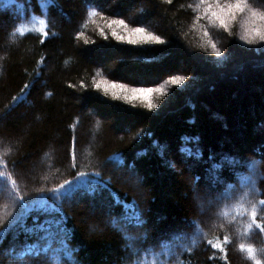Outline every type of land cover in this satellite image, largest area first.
I'll use <instances>...</instances> for the list:
<instances>
[{
	"label": "trees",
	"instance_id": "obj_1",
	"mask_svg": "<svg viewBox=\"0 0 264 264\" xmlns=\"http://www.w3.org/2000/svg\"><path fill=\"white\" fill-rule=\"evenodd\" d=\"M197 3L15 0L0 5V172L16 180L15 188L10 182L6 190L0 187V264H20L25 254L29 259L23 264H45L43 241L40 247L23 246L54 221L68 241L58 239L56 247L72 253V260L60 257L65 264H127L125 232L143 249L163 247L168 264H255L248 246L264 264L259 203L264 199V45L239 39L243 25L252 23L250 14L238 17L229 33L207 19L194 23ZM249 4L264 12L258 0ZM92 8L98 14L89 18ZM113 19L143 27L163 43L117 40L107 26ZM40 20L47 36L38 31ZM177 77L182 81L174 84ZM101 81L154 91L129 102L114 99L111 91L105 95L102 84L96 87ZM224 157L237 163H225L214 174L213 164ZM80 171L100 176L82 178L86 183L70 201L49 194ZM134 171L141 190L128 175ZM249 178L257 189L248 198L257 206L255 222L246 201V211L236 208L237 193ZM133 200L144 222L112 227V217L123 216ZM207 200L210 206L200 212L197 204ZM225 210L227 218L220 215ZM152 260L149 253L143 264ZM155 260L162 264L159 256Z\"/></svg>",
	"mask_w": 264,
	"mask_h": 264
},
{
	"label": "snow or ice",
	"instance_id": "obj_2",
	"mask_svg": "<svg viewBox=\"0 0 264 264\" xmlns=\"http://www.w3.org/2000/svg\"><path fill=\"white\" fill-rule=\"evenodd\" d=\"M15 0H0V5H7L14 3ZM52 2V0H50ZM171 2V0H169ZM258 3L260 6L264 7V0H258ZM189 7H193V5H189ZM194 12H196L195 16V22H199L200 20L207 19L211 26H218L219 28L223 29L226 32L231 33L230 25L237 21V18L240 16H243L244 14H250V18L252 23H245L243 25V32L239 36V39L241 41H244L247 45H256V44H262L264 45V23L257 24L256 21L264 22V12H260L253 8L249 4V0H198V3L194 6ZM97 10L95 8L88 10V17H95L97 15ZM41 28L38 30L41 33H43L45 36L48 35L46 31H44V28L46 26L44 20H40ZM108 28L111 31L112 36H114L117 40H126L130 44H139V43H147L155 41L157 43H163V41L160 39V37L150 33L146 32V30L143 27H135V28H129L128 24L125 23L122 19H113L109 21ZM119 27L121 29L126 30L124 35L118 34L115 30V27ZM101 35H104L103 30H100ZM21 34L23 35V31L21 30ZM205 36H209V33L207 30L204 32ZM106 38V37H105ZM43 42V41H41ZM210 46L212 48V51L216 56H221L222 53L217 48L216 44L209 41ZM182 78L177 77L172 82L174 84L181 83ZM101 84L104 86V93L105 95L109 94L111 91V95L114 99H124L129 102H131L132 99L135 98H147V96L152 93L153 89H144V88H127L125 85L122 84H116L111 83L109 84L107 81H101L99 84L96 85L97 88L101 87ZM24 88H28V85L26 84ZM23 92V89H22ZM14 100L17 98L14 97ZM148 108H152L155 105L148 103L146 105ZM188 155H192L193 153L191 150L188 151ZM197 157H199V153L195 154ZM114 157H109L108 162H112ZM72 161H73V167H75V138H73V148H72ZM225 163L235 166L237 161H235L233 158L230 157H224L222 158V161L217 162L213 164L211 171L215 174L219 170H222ZM170 167L173 169L175 168V163L170 162ZM88 176H100L99 172H86V171H80L76 173L75 180H65L63 183L59 184L58 187H53L49 189V194L52 195L53 198H55L56 194H59L63 199L71 200L75 194L77 193V190L79 189L80 185L82 183H86L82 178L88 177ZM10 182L11 186L13 188L16 187V180L12 179L11 175H6L3 172H0V187H2L4 190H6L8 183ZM110 183V181H108ZM256 184L255 181L251 178L248 179L247 183L244 185V190L242 193H237V196L239 198L240 203L236 205V208L238 211H246L243 206V202H247L249 205H251V212L250 216L253 222L256 220L257 216V206L256 203L248 199L250 195L256 192ZM41 193L44 192L43 189L40 190ZM231 193L229 194L226 199H231ZM19 201L21 202V208L24 207V197L19 196ZM63 200H61V203ZM261 205H264V199H261L259 201ZM59 206V205H58ZM63 209L61 208V211ZM220 215L224 217L229 216L228 211H222L220 212ZM128 220H134L137 224H142L144 221L142 219V213L139 209L138 204L133 200L131 201L130 206L126 205L124 207V215L121 217H112L110 220V224L112 227H116L117 225H121L122 221H128ZM55 226L49 225L47 228L44 229L43 234L39 235L37 239L31 240L29 243H26L23 247L26 249H30L33 247H40L41 241H43L44 246L42 251L44 253H47L46 262L45 264H65V262L61 261L60 257L62 255H66L69 260H72V253L68 252L64 248L56 247V242L59 239L61 244H67L68 241L66 238L61 239L63 229L60 227V224L54 221ZM249 229H251L252 225L249 224L247 226ZM122 230V229H118ZM264 230V229H262ZM196 231L200 232L201 230L199 227H196ZM28 233L30 236H35L36 232L34 229H28ZM206 235V234H205ZM4 236V233H0V237ZM124 239L128 241V243L125 245V249L128 253L127 258V264H143L144 259L147 258L148 254L151 253L153 260L152 264H157L155 257L159 256L161 258L162 264H168V261H165V249L160 246H150L147 249H143L141 247L136 246V242L138 238L133 237L131 235H128L125 232V235L123 236ZM225 242L228 241V238L225 237ZM139 242H143V238H139ZM208 244L212 245V247H220L218 244H214L212 240L207 241ZM192 246L194 247L197 243L195 239L191 241ZM240 248L242 251L245 250V246L243 244L240 245ZM246 251L249 254V258L255 261V264H261V261L256 259V256L254 255V249L251 246H248ZM32 259H39V256L31 257ZM29 259V256L27 254L20 256V264H23L25 260ZM168 259H171V248L168 249ZM180 264H183V262H180Z\"/></svg>",
	"mask_w": 264,
	"mask_h": 264
},
{
	"label": "rangeland",
	"instance_id": "obj_3",
	"mask_svg": "<svg viewBox=\"0 0 264 264\" xmlns=\"http://www.w3.org/2000/svg\"><path fill=\"white\" fill-rule=\"evenodd\" d=\"M259 127H261V125H258V128ZM257 128V127H256ZM257 128V129H258ZM229 144H230V142H229ZM235 146L237 147V145L235 144ZM121 171H126V168H122V169H120ZM137 173L134 171V173H131L130 174V172H129V176L131 177V181L134 183V185L136 186V188H138V189H142V186H143V184H141V181H139V179L140 178H138L137 177V175H136ZM194 198H195V200H196V202H199L198 200H200V199H198V196H197V192H196V194L194 195ZM211 202V200H207L205 203H202L201 204V201H200V204H197V205H199L198 207H199V209H200V212L201 211H203V210H206L207 208H208V206H210V203Z\"/></svg>",
	"mask_w": 264,
	"mask_h": 264
}]
</instances>
